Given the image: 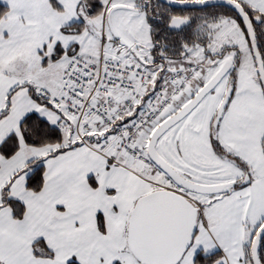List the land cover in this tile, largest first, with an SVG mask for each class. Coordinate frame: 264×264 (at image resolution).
Returning <instances> with one entry per match:
<instances>
[{
	"label": "snow or ice",
	"instance_id": "6c2138e0",
	"mask_svg": "<svg viewBox=\"0 0 264 264\" xmlns=\"http://www.w3.org/2000/svg\"><path fill=\"white\" fill-rule=\"evenodd\" d=\"M0 264H264V0H0Z\"/></svg>",
	"mask_w": 264,
	"mask_h": 264
}]
</instances>
